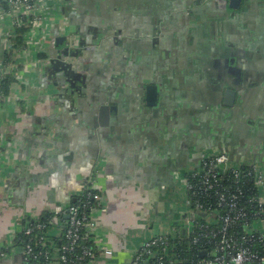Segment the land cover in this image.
I'll use <instances>...</instances> for the list:
<instances>
[{
    "label": "flooded vegetation",
    "instance_id": "flooded-vegetation-1",
    "mask_svg": "<svg viewBox=\"0 0 264 264\" xmlns=\"http://www.w3.org/2000/svg\"><path fill=\"white\" fill-rule=\"evenodd\" d=\"M97 1L78 0V14L67 7L56 11L53 30L66 41L60 49L54 42L58 36L51 34L50 47L60 49L58 55L46 51L38 57L48 61L42 75L59 89L55 99L72 105L87 90L112 99L116 92L143 94L145 89L147 106L158 108L166 84L175 90L163 96L170 109L164 118L152 112V121L161 122L150 124L157 132L178 130L186 148H192L189 157L196 159L182 178L210 152L236 160L239 154L252 155L264 170V147L258 142L264 138L259 131L264 127V0H166L168 11L157 17L146 14L142 0L127 1L136 3L134 12L119 0ZM111 5L120 9L109 14ZM51 61L56 66L51 68ZM104 99L93 118L95 132L96 126H108L119 108L118 96L112 103ZM148 134L155 136L152 129ZM235 145L240 147L234 155Z\"/></svg>",
    "mask_w": 264,
    "mask_h": 264
},
{
    "label": "crops",
    "instance_id": "crops-1",
    "mask_svg": "<svg viewBox=\"0 0 264 264\" xmlns=\"http://www.w3.org/2000/svg\"><path fill=\"white\" fill-rule=\"evenodd\" d=\"M100 1L104 4L107 0H98V4ZM119 1L133 6L134 12L136 3ZM142 1L146 14L156 13V17L169 9L168 0ZM55 2L61 12L67 7L68 12L78 14L81 9L78 0ZM118 9L120 5H111L107 13L114 14ZM12 27L10 20L0 24V57L6 52L3 43ZM46 47L51 57L58 55L60 49ZM20 72L25 81L35 79L43 87L37 90L36 97L30 99L27 95L17 105H3L0 110V148L4 150V154L0 153V247L11 242L23 224L39 221L58 206L68 205L81 193L86 180L95 175L96 187L102 194L99 218L106 228L99 231V236L102 244L114 252L112 258L98 264H128L143 242L155 235L169 234L180 212L186 213L187 192L180 179L196 159L194 155L189 157L192 148H186L178 130L157 132L150 124L161 122V118L152 121V112L160 111L159 116L165 117L170 105L163 96L174 95L175 90L162 85L158 108L147 106L145 89L143 94L132 90L116 92L112 99L98 90H87L80 102L78 97L74 104L65 105L55 99L59 89L50 83L47 74L37 69ZM177 82L181 87L178 79ZM16 86L15 83L12 95ZM117 96L119 108L110 115V124H98L99 130L93 131L100 101L108 97L107 103H112ZM150 129L157 139L148 134ZM259 131L264 135V127ZM258 142L264 147V138ZM239 147H234L235 153ZM246 156L244 160L255 161L254 156ZM238 157L242 161L243 156ZM18 169L19 174L14 175ZM10 259L1 264H23L19 257Z\"/></svg>",
    "mask_w": 264,
    "mask_h": 264
},
{
    "label": "built area",
    "instance_id": "built-area-1",
    "mask_svg": "<svg viewBox=\"0 0 264 264\" xmlns=\"http://www.w3.org/2000/svg\"><path fill=\"white\" fill-rule=\"evenodd\" d=\"M4 2L7 9L0 8V24L10 20L13 30L8 32L3 45L7 51L14 52V59L12 63L0 62V80L7 75H13L16 81L24 80L20 69L24 73L34 69L42 72L48 65V61L37 58L34 62V58L46 52V46L54 45L50 35L56 28L58 7L55 0ZM16 26H31V31L25 37V45L13 50L11 39ZM36 85L41 87L38 83ZM0 153L4 154L3 148H0ZM95 180L94 175L86 180L79 194L83 200L78 204L58 206L47 222L40 219L23 224L17 234L29 236L30 242L18 248L16 234L11 242L0 247L2 260L21 256L26 264H98L112 258L113 250L106 248L99 236V231H106V228L99 218L102 194ZM180 181L187 192L185 212L188 215L181 231L185 230L194 244H202L205 240L215 243V256L201 261V264H264V255L255 249L256 244H264V170L260 164L244 159L237 161L223 152L205 153L199 166ZM250 182L253 184L251 189L257 191L252 197H248L246 190ZM203 216L208 225H201ZM214 225L220 227L213 229ZM50 227L56 236L60 233L58 228H66V243L60 249L50 250L42 245L45 237L41 233ZM237 227L245 231L243 235H237ZM197 229L205 232L198 234ZM176 231L174 227L169 234L155 235L143 242L128 264H148L142 259L154 248L162 247L168 251L172 247L171 236ZM177 241L182 244V240ZM151 264L164 262L157 260ZM171 264L179 263L173 261Z\"/></svg>",
    "mask_w": 264,
    "mask_h": 264
},
{
    "label": "trees",
    "instance_id": "trees-1",
    "mask_svg": "<svg viewBox=\"0 0 264 264\" xmlns=\"http://www.w3.org/2000/svg\"><path fill=\"white\" fill-rule=\"evenodd\" d=\"M0 8L7 9V5L4 0H0ZM31 26H16L14 28V36L11 39V45L13 50H17L25 45V37L31 31ZM40 58L45 57V55H39ZM14 59V52L11 50L10 53L5 52V54L0 57V62L3 61H11L13 62ZM16 83V79L13 75H7L3 79L0 80V96L9 97L11 94V88L13 84ZM253 184L250 182L246 190L248 192V197H252L254 193L257 191L252 190ZM83 200L82 197L79 195L76 196L69 204L76 205L78 202ZM86 200V199H84ZM225 213V211H223ZM51 218V213H47L41 219L43 222H47ZM63 219V218H62ZM201 225H208V221L205 220V216L201 218ZM52 227V226H51ZM49 228L46 231L42 232L41 234L45 237V242L42 244L45 248L50 250H57L60 249L65 243V233L66 228H58L60 232L57 236L52 233L53 228ZM62 227V225H61ZM176 227V234L171 236L172 247L168 249V251L163 250L162 247L154 248L151 253L144 256L142 261L145 263L151 264L156 262L157 260H162L164 264H171L173 261H177L179 264H201L203 260H209L215 256V243H209V240H205L202 244H194L192 239L188 237L184 231H181L180 223L175 224ZM220 225H214L213 229H218ZM198 234H202L205 231L201 229H197ZM237 235H243L244 230L236 229ZM251 232V231H250ZM182 240V244H179L177 240ZM30 242V237L24 235L23 233H19L16 236L15 244L18 248H23L27 243ZM33 242V241H32ZM204 245V247H203ZM92 246V245H90ZM255 249L264 255V244H256ZM21 250V249H20ZM205 253V257H202V253ZM3 262L0 256V264Z\"/></svg>",
    "mask_w": 264,
    "mask_h": 264
},
{
    "label": "rangeland",
    "instance_id": "rangeland-1",
    "mask_svg": "<svg viewBox=\"0 0 264 264\" xmlns=\"http://www.w3.org/2000/svg\"><path fill=\"white\" fill-rule=\"evenodd\" d=\"M10 51L11 50H8V51L6 50L7 53L8 52L10 53ZM35 61L36 60L34 59V62ZM16 84H17V86L15 87V89L17 90V92L15 90L16 98L14 99V96L15 95H12V94H10V96L8 98L3 97V100H0V103H1V101H4L2 104H0V110H1V107L3 105H4V107L7 106V105H9V104H16L17 105V103L19 102V100H23L27 95H29L30 99H32L31 97H33V98L36 97L37 90L39 89V87L36 85V83L33 80L32 81L31 80L30 81L29 80L24 81V80L18 79L16 81ZM13 86H15V84H13ZM13 86L11 88L12 93H14L13 92ZM18 89H20V91H18ZM158 228H159V226H158ZM158 228H155V230L157 232H158Z\"/></svg>",
    "mask_w": 264,
    "mask_h": 264
},
{
    "label": "water",
    "instance_id": "water-1",
    "mask_svg": "<svg viewBox=\"0 0 264 264\" xmlns=\"http://www.w3.org/2000/svg\"><path fill=\"white\" fill-rule=\"evenodd\" d=\"M51 34H53V35H57V36L59 35V34H58V30H56V29H55V30H52V31H51ZM65 41H66V39H65L64 37H59V36H58V40H54V42H55V44H56V47H58V48H59L60 45L63 44ZM55 64H56V63H55L54 61H51V62H50L51 68H52V66H56ZM61 66H65V65H63V63H61ZM44 70H45V69H44ZM56 70H57V69H56ZM46 72H51V71L48 69V70H46ZM154 91H155V88H154ZM104 110H105V112H106V114H107V110H108V109L106 108V109H104ZM233 152H234V155H235L236 153H235L234 150H233ZM233 152H232V153H233ZM237 161H239V160L237 159ZM29 166H31V162L28 160V161H27V165H26V167L29 168ZM20 170H21V169H20ZM20 170L18 169L17 171H15L16 173L14 172V175L19 174V171H20ZM24 170H25V169H24ZM92 176H93V175H92ZM94 176H95V175H94ZM176 213H177V212H176ZM182 217H184V220H185V219L188 217V215H187L186 213L184 214V213H181V212H180V216L177 218L178 221H177L176 224L180 223V225H183V221H184V220L182 221ZM184 233H185V230H184ZM205 255H206V254L203 252L201 256H202V257H205ZM17 257H19V258L22 260V257H21V256H17ZM22 261H23V260H22ZM22 263H23V264H26L24 261H23Z\"/></svg>",
    "mask_w": 264,
    "mask_h": 264
}]
</instances>
